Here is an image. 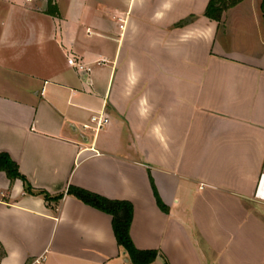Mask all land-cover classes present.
Here are the masks:
<instances>
[{
	"label": "crops",
	"instance_id": "crops-1",
	"mask_svg": "<svg viewBox=\"0 0 264 264\" xmlns=\"http://www.w3.org/2000/svg\"><path fill=\"white\" fill-rule=\"evenodd\" d=\"M262 1L219 23L210 0H0V154L64 194L0 171V264H132L70 186L131 202L152 264H264Z\"/></svg>",
	"mask_w": 264,
	"mask_h": 264
},
{
	"label": "trees",
	"instance_id": "trees-1",
	"mask_svg": "<svg viewBox=\"0 0 264 264\" xmlns=\"http://www.w3.org/2000/svg\"><path fill=\"white\" fill-rule=\"evenodd\" d=\"M244 0H210L206 10V16L216 22H221L223 14L236 7ZM264 14V0L261 5ZM48 14H55L53 0H49ZM0 171L6 173L9 180L13 183L21 179L26 184V192L35 196H43L47 203H58L64 198V194L51 197L44 191L36 192L29 185L27 179L21 175L18 165L11 159L8 154H0ZM67 194L80 200L81 202L109 214L112 217L113 231L117 243L128 254L132 264H152L158 257L156 250H139L136 248L131 237V226L133 222L134 208L129 201L110 200L101 195L92 193L88 190L70 186ZM157 202L162 210H166L164 204L158 197Z\"/></svg>",
	"mask_w": 264,
	"mask_h": 264
},
{
	"label": "built area",
	"instance_id": "built-area-1",
	"mask_svg": "<svg viewBox=\"0 0 264 264\" xmlns=\"http://www.w3.org/2000/svg\"><path fill=\"white\" fill-rule=\"evenodd\" d=\"M36 0H25L26 3H33ZM68 63L75 67L83 74L90 73L91 69L82 61H77L75 58H70ZM109 123V119L104 114H94L90 119V124L85 125V128L91 130L95 135L98 134Z\"/></svg>",
	"mask_w": 264,
	"mask_h": 264
},
{
	"label": "rangeland",
	"instance_id": "rangeland-1",
	"mask_svg": "<svg viewBox=\"0 0 264 264\" xmlns=\"http://www.w3.org/2000/svg\"><path fill=\"white\" fill-rule=\"evenodd\" d=\"M49 2V0H48ZM248 18H246V21L242 22L240 17L238 18L236 24H235V41L238 44H245L247 41H251V39H254L255 32L254 30L251 31L253 28V24H256V18L253 17V15H248ZM244 20V19H242ZM237 28V29H236Z\"/></svg>",
	"mask_w": 264,
	"mask_h": 264
},
{
	"label": "bare ground",
	"instance_id": "bare-ground-1",
	"mask_svg": "<svg viewBox=\"0 0 264 264\" xmlns=\"http://www.w3.org/2000/svg\"><path fill=\"white\" fill-rule=\"evenodd\" d=\"M264 186V181H263V184H262V187ZM262 191V190H261Z\"/></svg>",
	"mask_w": 264,
	"mask_h": 264
},
{
	"label": "water",
	"instance_id": "water-1",
	"mask_svg": "<svg viewBox=\"0 0 264 264\" xmlns=\"http://www.w3.org/2000/svg\"><path fill=\"white\" fill-rule=\"evenodd\" d=\"M128 262V261H127Z\"/></svg>",
	"mask_w": 264,
	"mask_h": 264
}]
</instances>
